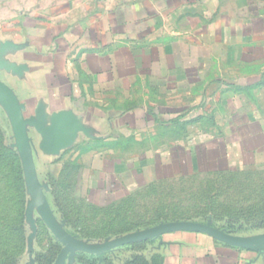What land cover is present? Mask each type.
Returning <instances> with one entry per match:
<instances>
[{
  "label": "crops",
  "instance_id": "1",
  "mask_svg": "<svg viewBox=\"0 0 264 264\" xmlns=\"http://www.w3.org/2000/svg\"><path fill=\"white\" fill-rule=\"evenodd\" d=\"M0 57L25 117L50 130L61 115L53 135L29 133L57 217L86 241L182 219V181L264 164V110L251 108L264 0H0ZM153 241L163 264H264L203 232Z\"/></svg>",
  "mask_w": 264,
  "mask_h": 264
},
{
  "label": "rangeland",
  "instance_id": "2",
  "mask_svg": "<svg viewBox=\"0 0 264 264\" xmlns=\"http://www.w3.org/2000/svg\"><path fill=\"white\" fill-rule=\"evenodd\" d=\"M262 93L258 95L259 99H253L251 102L253 113L264 110V100L260 99ZM206 102H208L207 99ZM0 103L2 105H0V264H39L38 258L48 257V251L59 240L49 229L37 207L33 208L31 216L27 214L28 205L33 196L27 183L14 131L7 113L2 108L3 103L1 101ZM206 106L208 104L205 103ZM164 112L165 117L168 118L173 113L181 111ZM220 118L223 119V117ZM224 119L226 120L227 117ZM211 121L212 118L208 121L209 126ZM260 159L264 161V155H261ZM48 161L42 157L38 158L40 177L43 180H46L44 173L49 167ZM45 184L46 194L50 200L53 185L51 187L48 181ZM180 187L182 189L186 187V192L183 191L185 194L171 198L172 207H178L176 209L180 210L172 213L182 217L178 220L207 222L200 218L208 220L218 216L224 217L229 225L236 224L242 227L243 229L239 231L241 234L264 232V226L258 227L260 224L264 225L263 162L260 165H251L240 173L221 174L218 177L205 173L182 181ZM61 215L66 224L67 213L62 211ZM97 221H99L98 218L93 222ZM172 221L177 220L172 219ZM78 225L83 227L84 221L80 219ZM58 243L61 250L62 244L60 241ZM153 243L155 244V241ZM148 250L141 246L122 249L118 255L114 256V260L124 261L135 253ZM57 256L52 264H55Z\"/></svg>",
  "mask_w": 264,
  "mask_h": 264
},
{
  "label": "water",
  "instance_id": "3",
  "mask_svg": "<svg viewBox=\"0 0 264 264\" xmlns=\"http://www.w3.org/2000/svg\"><path fill=\"white\" fill-rule=\"evenodd\" d=\"M3 66H5V62L1 60L0 57V67ZM0 101L3 103L9 114L14 135L16 137V143L21 153L27 183L33 196V199L28 205L27 214L31 216L33 208L37 207L49 229L62 244V248L57 256L55 264H65L67 259L70 263H73L74 258L80 252L101 255L121 246L137 241L160 238L167 233L177 231L203 232L229 245L256 251H264V232L252 235L237 234L213 225L212 221L201 222L193 220H177L162 222L145 229L108 238L102 242H89L72 234L66 228L64 222L60 221L55 214L52 204L46 194V184L43 183L39 177L34 158L32 138L29 133V126L33 125L41 133L53 135L54 128L61 115L53 120L54 124L52 129H45L42 121H38L34 117H25L16 92L1 79Z\"/></svg>",
  "mask_w": 264,
  "mask_h": 264
},
{
  "label": "trees",
  "instance_id": "4",
  "mask_svg": "<svg viewBox=\"0 0 264 264\" xmlns=\"http://www.w3.org/2000/svg\"><path fill=\"white\" fill-rule=\"evenodd\" d=\"M3 131V129L1 128ZM4 134V133H3ZM24 194V191H23ZM23 198L25 199V196L22 195ZM23 199V200H24ZM25 204V201L23 202ZM224 218V217H223ZM202 221H207V219L200 218ZM220 217H213V225L218 226V220ZM226 220V219H225ZM159 222V221H158ZM263 224H260L258 227H263ZM224 227L228 230H231L232 232H239L243 228L240 227L239 225H229V223L225 222ZM53 236V235H52ZM54 238V237H53ZM56 244H53L51 249L48 251L49 256L45 257L43 259H39V264H52L60 250V244L58 243L59 241H56ZM136 246H141L143 248H147L148 251H142L135 253L131 255L128 259H124L121 261H115L114 256L118 255L120 250H125L126 248H134ZM78 261L80 264H163L164 263V258L163 255L156 251L155 248H153V239L149 240H143V241H137L128 245H125L123 247H118L113 250H110L108 252H105L101 255L98 254H93V253H85V252H80L78 255Z\"/></svg>",
  "mask_w": 264,
  "mask_h": 264
}]
</instances>
